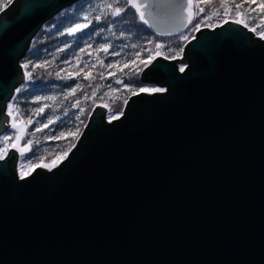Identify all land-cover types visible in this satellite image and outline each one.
<instances>
[{"label":"water","instance_id":"water-1","mask_svg":"<svg viewBox=\"0 0 264 264\" xmlns=\"http://www.w3.org/2000/svg\"><path fill=\"white\" fill-rule=\"evenodd\" d=\"M79 1L0 12V135L32 39ZM141 2L155 36L190 26L187 0ZM195 36L140 74L164 93L111 122L96 106L55 169L19 179L16 152L0 161V264H264V39L233 21Z\"/></svg>","mask_w":264,"mask_h":264},{"label":"trees","instance_id":"trees-1","mask_svg":"<svg viewBox=\"0 0 264 264\" xmlns=\"http://www.w3.org/2000/svg\"><path fill=\"white\" fill-rule=\"evenodd\" d=\"M12 1L0 0V12ZM198 1L193 0L192 12L195 19L192 24L175 37L155 36L139 22L132 9L121 17H116V23L113 25L114 18L109 14L110 10L106 5L112 3L114 7L124 6L125 0H119L118 4L116 0H80L45 22L32 39L29 52L20 60V65L31 61L27 71L32 72L33 79L28 81L25 77V81L18 87L26 86V90L19 94L14 91L13 96H16L17 100L11 99L9 102L15 105L12 111L16 121L24 126V139L21 140V145L27 140L33 141L31 146L33 151L27 153L31 160L24 159L26 164L29 163L28 166L41 162L51 164L57 156L66 151L69 153L96 106L106 108V120L109 121L110 114L120 116V112L123 113L129 97L140 93L141 87L149 90L158 88L155 85L141 83L140 74L146 68L141 61H147L150 55L156 56L157 51L160 55L156 58L165 59L167 56L168 59L165 60L174 61L183 57L180 49H184L191 36L197 33L193 32L194 24L202 21L201 30H211L223 25L225 21H233L236 18V9L231 0H227L229 9L227 16L220 0H211L209 4ZM236 2L239 3L240 0ZM90 5L94 6V11L87 22L89 27L69 36L67 29L78 22L82 9ZM200 7H204L205 12H199ZM241 11L251 17L258 15L257 12L248 11L247 3ZM97 15L102 17L99 22L95 20ZM245 19L250 26L255 23L247 17ZM260 30H264V26L258 29ZM181 35H188L189 40H181ZM149 40L152 42L149 43ZM133 43L137 45L136 48L131 47ZM157 43L162 45L159 50L155 47ZM102 45L109 48L108 53L102 51ZM114 51L120 54L113 55ZM137 52L139 57L136 55ZM173 56L175 58H172ZM111 58L114 60L109 62ZM109 64H112V67H108ZM109 70L113 72L112 77L107 76ZM22 71L25 72L24 69ZM69 74H72L73 78L64 79ZM77 85L79 87H76ZM72 88L76 89L75 92L71 91ZM110 89L113 91L112 95L108 94ZM41 107L44 108V112L37 115L35 109ZM29 118L33 123L28 124ZM49 120L52 123H48ZM45 123H48V127L41 128ZM38 128L41 130L37 131ZM11 133L15 134L14 131ZM60 133H64V136L60 137Z\"/></svg>","mask_w":264,"mask_h":264},{"label":"snow or ice","instance_id":"snow-or-ice-1","mask_svg":"<svg viewBox=\"0 0 264 264\" xmlns=\"http://www.w3.org/2000/svg\"><path fill=\"white\" fill-rule=\"evenodd\" d=\"M221 2V6L225 9V15H228L229 9H228V4H227V0H220ZM232 4L234 5L235 9H236V18L233 20V23L238 24V25H242L244 28H247L249 31L256 33L259 38L264 39V30H260L258 31V29L261 28L262 25H264V0H240L239 3L236 2V0H231ZM116 3H119V0H116ZM199 3L202 4H209L211 3V0H199ZM245 3H247V7H248V11L249 12H257L258 15L256 17H251L248 16V13L241 11V9L244 8ZM253 3H255V7H253ZM187 4H188V8L191 9L193 6V0H187ZM106 7L110 10V15L114 18L112 23L113 25L116 23L115 18L116 17H121L122 14H124L125 12H127L129 9H133L135 11L136 14H138V19L139 22L144 24V25H148V27H153V25H151L149 23V20L146 19V9H148L150 7L149 4L147 3H143L141 2V0H125V5L124 6H117L114 7V5L112 3H108L106 5ZM199 12H205V8L204 7H200L199 8ZM198 15V13H197ZM245 17H247V19L253 20L255 23L253 25L250 26V24L247 22V20L245 19ZM101 16L97 15L95 17V20L97 22H99L101 20ZM84 19H87V16L84 17ZM195 19V15H190V17L187 20L188 24H192L193 20ZM227 23V21H225ZM203 22H199L193 25V32H200L201 31V24ZM7 21H4L2 24H0V27H7ZM186 26V25H185ZM207 27H214L212 25H205ZM89 24L88 23H76L73 27H69L67 29V34L69 36L73 35L74 33L77 32H81L83 29L88 28ZM101 32L103 31V29L100 30ZM181 40L184 41H188L189 40V36L188 35H181L180 37ZM192 40H197V37L195 35L191 36ZM149 43H151L152 41L149 40ZM132 48H136L137 45L135 43H133L131 45ZM156 49L159 50L162 45L157 43L155 45ZM101 49L104 53H108L109 48L107 46H101ZM81 51H83V49H81ZM184 51L183 48L180 49V52L182 53ZM113 55H119L120 53L117 51H114L112 53ZM137 57H139V52L136 53ZM160 52L157 51L156 56H159ZM156 56H149L147 61H141L142 64H144V67H148L155 59ZM172 58H175V56H173ZM165 59H168V57L166 56ZM31 63V61L25 62L23 64L20 65V67L22 69L25 70L24 72V77L27 78L28 81H32L33 79V74L30 71H27V69L29 68V64ZM133 63H135V61H133ZM127 67V65H125ZM108 67H112V64H109ZM185 67L186 65H181L180 66V72H184L185 71ZM57 76L59 77V73H57ZM73 78L72 74H69L68 76L64 77V79H71ZM117 83H120V81H117ZM76 87H79V85H77ZM26 90V86H22V87H17L15 88V92L16 93H21L22 91ZM75 88H72L71 91L75 92ZM140 92H147V91H152V92H163L165 91V89L163 88H154V89H146V88H140L139 89ZM7 99V97H6ZM11 99L13 101L17 100L16 96L11 97ZM39 99V98H38ZM15 107L14 103H7V115L9 117H12V121H11V127L13 129L16 130V134H15V142L9 143L10 140H12V137L5 134L2 137H0V144H3V146H0V161L5 160L6 158H8L9 156V152L10 150H15L17 151L21 158L26 159V160H31V157H29L27 155V153L32 152V144L33 141L32 140H27L22 146L19 144V141L24 139V128H18L17 123H16V118L13 114V108ZM44 112V108H37L35 109V113L37 115L41 114ZM122 111L120 112V115H122ZM118 116L115 113L110 114L109 116V121L111 122V120L113 119H117ZM77 119H79V117H77ZM33 123V121L31 120V118H29L28 120V124ZM48 123H52L51 120L48 121ZM48 123L42 124L41 128H47L48 127ZM26 127V126H25ZM41 128H38L37 131H40ZM60 137L64 136V133H60L59 134ZM72 147H75V145H72ZM68 152H64L61 155L57 156V158L55 160L52 161L51 164H47V163H37L34 165H31V167L36 168V167H44V168H49V170H51V168L56 167L57 164L62 160L67 158L68 156ZM25 175V173L22 171L21 172V176L23 177Z\"/></svg>","mask_w":264,"mask_h":264},{"label":"rangeland","instance_id":"rangeland-1","mask_svg":"<svg viewBox=\"0 0 264 264\" xmlns=\"http://www.w3.org/2000/svg\"><path fill=\"white\" fill-rule=\"evenodd\" d=\"M198 3H199V1H198ZM93 8H94L93 5H90V6H86V7H84V8L82 9V11L80 12L79 16H78V20H77L78 22H77V23H87V22L90 20L92 14H93V11H94ZM85 16H87V19H84ZM74 25H75V24H74ZM74 25H73V26H74ZM73 26H72V27H73ZM262 26H264V25H262ZM246 29H247V28H246ZM247 30H248V29H247ZM248 31H249V30H248ZM250 32H251V31H250ZM252 33H253V32H252ZM256 37L259 38L258 35H256ZM181 59H182V57L179 58V60H181ZM113 60H114V58H111V59L109 60V62H112ZM107 76L112 77V76H113V72L109 70V73H108ZM112 92H113V91L110 89V90L108 91V94H109V95H112V94H113ZM149 92L152 93V91H147V92H142V93H149ZM153 93H154V92H153ZM11 121H12V119H11ZM11 121H10L9 125H11ZM107 122H108V120H107ZM16 123H17L18 128H21V127L24 128V126H23V124H22L21 122L16 121ZM11 131H14L15 134H16V130L13 129L12 127H11ZM20 145H21V143H20ZM21 146H22V145H21ZM36 164H37V163H36ZM28 165H29V164H26L24 167H21V166H20V168H22V169L19 170L20 175H21V172H22V171L25 173V175H26V174L28 175L32 170L35 169V168L31 167V165H30V166H28ZM32 165H34V164H32ZM36 168H38V167H36ZM45 169H47L48 171H50L49 168H45ZM52 169H53V168H51V170H52Z\"/></svg>","mask_w":264,"mask_h":264},{"label":"flooded vegetation","instance_id":"flooded-vegetation-1","mask_svg":"<svg viewBox=\"0 0 264 264\" xmlns=\"http://www.w3.org/2000/svg\"><path fill=\"white\" fill-rule=\"evenodd\" d=\"M6 114H7V110H6ZM10 121H11V119L9 120V123H10ZM10 129H11V126H9V127H8V128H7V129H6V130L0 135V137H2V136L5 135V134L11 136V137H12V140H10L9 143H12V142H15V134L11 133ZM20 142H21V141H19V144H20ZM0 146H3V144H0ZM13 151L16 152V154H17L16 166H15V170H16V171H15V172H16L18 178L21 179L22 176L20 175L19 170L22 169V168H20V166H21V167H24V166L26 165V161H25L23 158H21L20 154H19L17 151H15L14 149H13ZM28 164H29V163H28ZM26 175H27V174H26ZM26 175H24L23 177H25ZM23 177H22V178H23Z\"/></svg>","mask_w":264,"mask_h":264},{"label":"built area","instance_id":"built-area-1","mask_svg":"<svg viewBox=\"0 0 264 264\" xmlns=\"http://www.w3.org/2000/svg\"><path fill=\"white\" fill-rule=\"evenodd\" d=\"M149 93H150V94H152L153 92H152V93H151V92H149ZM158 93H164V91H163V92H158Z\"/></svg>","mask_w":264,"mask_h":264},{"label":"bare ground","instance_id":"bare-ground-1","mask_svg":"<svg viewBox=\"0 0 264 264\" xmlns=\"http://www.w3.org/2000/svg\"><path fill=\"white\" fill-rule=\"evenodd\" d=\"M109 122V121H108ZM22 178V177H21Z\"/></svg>","mask_w":264,"mask_h":264}]
</instances>
